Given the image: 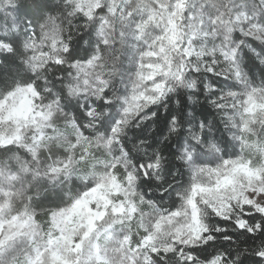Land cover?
Instances as JSON below:
<instances>
[{
	"label": "snow or ice",
	"instance_id": "obj_1",
	"mask_svg": "<svg viewBox=\"0 0 264 264\" xmlns=\"http://www.w3.org/2000/svg\"><path fill=\"white\" fill-rule=\"evenodd\" d=\"M0 264H264V0H0Z\"/></svg>",
	"mask_w": 264,
	"mask_h": 264
}]
</instances>
